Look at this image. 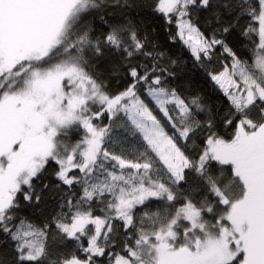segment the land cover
<instances>
[{
	"label": "snow or ice",
	"instance_id": "obj_1",
	"mask_svg": "<svg viewBox=\"0 0 264 264\" xmlns=\"http://www.w3.org/2000/svg\"><path fill=\"white\" fill-rule=\"evenodd\" d=\"M0 264H264V0H0Z\"/></svg>",
	"mask_w": 264,
	"mask_h": 264
},
{
	"label": "trees",
	"instance_id": "obj_2",
	"mask_svg": "<svg viewBox=\"0 0 264 264\" xmlns=\"http://www.w3.org/2000/svg\"><path fill=\"white\" fill-rule=\"evenodd\" d=\"M250 47L251 45H249L248 42L245 40V43L242 46H240L241 53L246 52ZM172 51L181 52V54H183L186 59L189 55L187 50L181 49V46L179 45L173 48ZM189 67H191L190 61H189ZM189 76L191 77V83L193 88L200 89L203 91V94H205L206 96L210 97L213 100L215 99L216 93L213 92L212 90V84L209 83L200 72H198L196 69H192L191 73H189Z\"/></svg>",
	"mask_w": 264,
	"mask_h": 264
}]
</instances>
